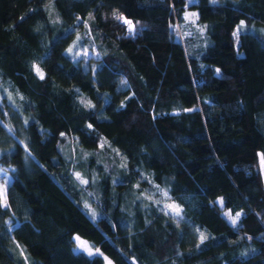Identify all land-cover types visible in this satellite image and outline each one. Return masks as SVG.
I'll return each instance as SVG.
<instances>
[{
    "label": "trees",
    "instance_id": "16d2710c",
    "mask_svg": "<svg viewBox=\"0 0 264 264\" xmlns=\"http://www.w3.org/2000/svg\"><path fill=\"white\" fill-rule=\"evenodd\" d=\"M259 156L264 0H0V264H264Z\"/></svg>",
    "mask_w": 264,
    "mask_h": 264
},
{
    "label": "rangeland",
    "instance_id": "374dc122",
    "mask_svg": "<svg viewBox=\"0 0 264 264\" xmlns=\"http://www.w3.org/2000/svg\"><path fill=\"white\" fill-rule=\"evenodd\" d=\"M191 13H196V12L186 11L185 17H186V21L188 23H190L191 26H194L195 21L197 19V13H196L195 16H192ZM234 33H235L234 36L237 37L238 30L235 31ZM176 38H179L178 34L176 35ZM237 45H238V42L236 41V46ZM72 50H73V54L76 57L77 56L86 57L89 54H91V51L88 50L86 48V45H83V44H76V45L72 46ZM212 88L213 87L207 86L205 84H197L196 87H195L197 93H203V92H206V91H210V90H212ZM71 151H72V148H71ZM108 153H110L109 154L110 156H107V154L103 153L104 156H102V164H103V166H104V168L106 170H108L111 173H113V175H114L113 178H115V177L119 178L121 173L124 171V167H125L124 158H122V156H120V154L118 152H116L115 150H113V149H110V151H108ZM257 168H258V170L261 173V176H262V179H263V183H264V158L262 156H259V158H258ZM0 170H3V169L0 168ZM8 181H9L8 172L6 170L0 171V186H2L4 188V195H5L6 201H7L6 189H7ZM143 195L145 196V198H147L149 200H152L154 202H161L162 204L164 203L163 204L164 206H162L164 208V210L167 213L175 214V212L172 211L168 207V205H175V204L172 203L170 200L165 198L164 192H161L157 188H154L153 186H150L149 188H146V189L143 190ZM219 205L221 207V203H219ZM83 206H84V208L86 207V209H85L86 213L85 214L87 215V217L89 219H91V217L97 218L98 216L101 215L100 211L96 208L97 207L96 204H95L96 207L93 206L90 203H83ZM85 211L83 210V212H85ZM87 212L91 215V217L87 214ZM93 212L95 213V216L92 215ZM221 212H222V215L228 220V222L231 223V221L228 219V217L225 216V212H228V211L222 209ZM235 215H236V213L233 214L232 216H235ZM238 220H239V218H238ZM238 220H237V223L235 225H233L232 223L231 224L234 227H237ZM92 221H94V219ZM75 237H77V235H73V239H75ZM81 240H82V238H81ZM82 241H84V240H82ZM74 249H75V251L83 252V253L89 255L87 251H84L83 249L77 247L76 239H75V248ZM93 253H95V252L93 251ZM105 258H107V260ZM108 261H111V260L108 257L103 256V263L104 264H108ZM111 264H112V262H111Z\"/></svg>",
    "mask_w": 264,
    "mask_h": 264
},
{
    "label": "snow or ice",
    "instance_id": "6c2138e0",
    "mask_svg": "<svg viewBox=\"0 0 264 264\" xmlns=\"http://www.w3.org/2000/svg\"><path fill=\"white\" fill-rule=\"evenodd\" d=\"M191 15L192 16H195L196 13H191ZM113 16L118 21L122 22L123 24L128 25V31H129V33L132 32V29H133L132 21L126 19L123 15L117 14L115 12L113 13ZM238 27L239 28H242L243 27V21H241V24ZM234 35H235V33H234ZM78 39H79V37H78ZM68 51L71 52L72 49L70 48ZM33 67L35 68V70H36L37 74L40 76V78L43 79V73L41 72V70L39 69V67L36 66V65H34ZM217 71H219V69H217ZM86 107H91L90 102L88 104H86ZM189 111H191V109H189ZM89 127H91V125H89ZM0 171H3V170H0ZM75 176H76L77 179L80 180L81 183H87L86 180H84V179H82L80 177V174L79 173H75ZM219 203H221V205H222L223 204V201L220 200ZM0 205H3L4 207H7V201H6V198H5V195H4V188L2 186H0ZM168 207L172 211H174L177 216L180 215V209H179L178 206L168 205ZM92 215L95 216V213L93 212ZM225 216L228 217V219L231 221V223L233 225H235L237 223V220H238L239 216H240V213H236L235 216H232L229 212H225ZM75 239L77 241V247L78 248H81L84 251H87L90 256L93 255V251H92L91 247L87 244L86 241H82L78 236L75 237ZM201 239H203V234H201ZM96 252L99 253V249H96ZM105 259L107 260V258H105ZM108 264H111V261H108Z\"/></svg>",
    "mask_w": 264,
    "mask_h": 264
}]
</instances>
